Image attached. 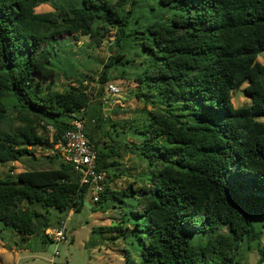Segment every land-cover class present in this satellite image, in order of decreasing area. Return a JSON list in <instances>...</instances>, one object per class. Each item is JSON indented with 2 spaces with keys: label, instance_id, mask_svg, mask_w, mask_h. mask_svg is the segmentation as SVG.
<instances>
[{
  "label": "trees",
  "instance_id": "1",
  "mask_svg": "<svg viewBox=\"0 0 264 264\" xmlns=\"http://www.w3.org/2000/svg\"><path fill=\"white\" fill-rule=\"evenodd\" d=\"M46 1L0 0V127L8 126L0 128V164L34 156L37 146L54 149L74 114L105 125L102 101L91 106L82 90L85 77L70 79L79 85L65 92L41 85L57 75L51 42L82 35L99 45L115 30L117 51L100 82L108 83L117 65L136 68V97L152 109L128 125L139 144L99 147L86 129L99 168L107 172L95 205L103 212L118 207L124 215L93 232L115 233L113 239L122 234L125 242L133 236L138 259L126 252L127 264H241L244 244L261 253L257 264H263L264 65L258 57L264 52V0H150L157 8L146 5L153 15L148 22L133 18L145 0H80L59 13L37 12ZM135 50L146 57L140 66L129 57ZM239 83L247 84L251 98L242 108L232 101ZM9 103L19 111L16 118L8 114ZM111 125L118 133L120 123ZM123 147L136 150L150 171L140 185L135 180L113 191L108 184L119 176ZM88 196L90 186L62 161L55 169L0 178V237L5 231L33 237L48 229V217L23 204L76 214L87 208ZM124 197L135 203L128 206ZM107 199L112 204L102 206ZM192 234L200 235L199 243Z\"/></svg>",
  "mask_w": 264,
  "mask_h": 264
},
{
  "label": "rangeland",
  "instance_id": "2",
  "mask_svg": "<svg viewBox=\"0 0 264 264\" xmlns=\"http://www.w3.org/2000/svg\"><path fill=\"white\" fill-rule=\"evenodd\" d=\"M115 2L116 0H110ZM80 0H47L46 3L37 8V12H60L61 9H67L76 6ZM152 5L157 8V4L153 1L145 0L143 6L136 7V13L133 18L143 17L145 22L151 20V13L147 11L146 5ZM153 13V12H152ZM116 31L110 30L106 33L104 40L99 44H93L88 36L70 35L59 40L53 41L50 48L53 51V62L56 65L57 75L53 80L44 82L41 85L43 91H59L65 92L71 86H78L73 83L72 78L76 76L85 77L86 81L82 90L85 91L91 106H98L107 94L106 85L108 83H116L120 88V95L110 97L109 105L103 107L104 115L109 116V120L105 122L102 128L98 125L87 123V131L97 141L99 147L104 143L116 146L120 143L132 144L141 143L140 139L131 135L129 131V123L134 119H140L145 116L144 111L152 109L151 105L145 106L144 101L138 100L136 97V89L138 84L135 81L136 68H123L120 66L112 67L109 72V81L104 84L100 82V77L104 66L110 61L117 51L115 44ZM264 54V52L262 53ZM135 59V65L140 66L146 58L138 50H135L130 56ZM258 61L264 65V56L260 55ZM36 81L40 80L36 76ZM245 83L240 89L232 94V101L236 108L248 106L251 98L245 94ZM8 114L11 119L19 115V111L14 108L13 103L7 104ZM107 108V109H106ZM264 122V118H260ZM120 123L118 133L112 127V123ZM19 121H10L8 125H18ZM1 129L5 130L8 126L2 125ZM52 148L47 146L34 148V156L22 158L20 161L0 164V178H5L13 173L15 176L21 172L34 170L55 169L60 166V159L51 160ZM121 159L118 162L116 173L118 177L112 178L109 182V188L113 191H123L128 185L137 180L135 186L140 185V177L147 174L150 170L146 162L140 157L138 152L131 148L121 150ZM125 203H135L134 200L125 198ZM91 207H87L81 213L70 216L67 221V239L60 243H56L50 239L47 232L52 229H58L62 221H65L69 214H60L55 210L46 213L39 205L23 204L26 210H36L48 217V229L44 233L36 234L33 237L22 236L14 232H2L0 237V264H127L126 252L132 254V258L136 256L138 244L136 239L131 236L127 242L123 241L121 234L118 239H113L115 233L99 234L93 232L94 228L107 227L119 223L124 215L121 209L108 208L105 212L97 207L92 198L88 196ZM112 204L111 199L104 201L102 206ZM124 206L125 204H121ZM129 231V230H127ZM224 233H229L225 228ZM45 235L48 238H45ZM200 235L192 234V242L197 244ZM206 242L209 237L204 235ZM31 241L28 249L23 246L24 243ZM204 240V239H203ZM26 241V242H25ZM202 241V240H201ZM200 241V242H201ZM204 242H202L204 244ZM262 242L264 246V230ZM59 251V256H55V251ZM261 258V253L257 249L248 250L246 244L242 249L241 264H257ZM54 260V263L51 261ZM264 264V263H263Z\"/></svg>",
  "mask_w": 264,
  "mask_h": 264
},
{
  "label": "built area",
  "instance_id": "3",
  "mask_svg": "<svg viewBox=\"0 0 264 264\" xmlns=\"http://www.w3.org/2000/svg\"><path fill=\"white\" fill-rule=\"evenodd\" d=\"M107 94L102 99L103 107L109 105L110 97L120 95L121 91L116 83H108L106 85ZM107 109V108H106ZM104 114V113H103ZM105 118L108 115H104ZM96 121L93 120L92 123ZM70 128L66 130L61 141L51 150L53 155H59L62 162L71 164L76 173L80 175L81 185H89L91 188V198L95 203L101 199V194L105 191L107 172L102 171L98 165V151L95 143L87 134V120L82 117V113L74 114L70 122ZM50 131H54L52 125L48 126ZM72 210L67 219L61 222L58 229H52L47 232L50 239L57 244L67 239V221L70 216L74 215ZM59 251H55V256H59ZM54 263V260L51 261Z\"/></svg>",
  "mask_w": 264,
  "mask_h": 264
},
{
  "label": "water",
  "instance_id": "4",
  "mask_svg": "<svg viewBox=\"0 0 264 264\" xmlns=\"http://www.w3.org/2000/svg\"><path fill=\"white\" fill-rule=\"evenodd\" d=\"M243 86V83H239L237 86H236V89H240L241 87ZM86 206L87 207H91L90 203L89 202H86Z\"/></svg>",
  "mask_w": 264,
  "mask_h": 264
},
{
  "label": "clouds",
  "instance_id": "5",
  "mask_svg": "<svg viewBox=\"0 0 264 264\" xmlns=\"http://www.w3.org/2000/svg\"><path fill=\"white\" fill-rule=\"evenodd\" d=\"M262 56H264V54H261Z\"/></svg>",
  "mask_w": 264,
  "mask_h": 264
}]
</instances>
